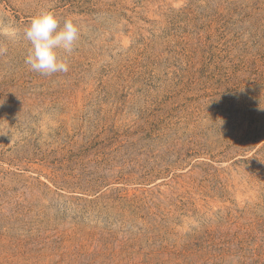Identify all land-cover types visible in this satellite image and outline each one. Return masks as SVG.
<instances>
[{
  "label": "rangeland",
  "instance_id": "obj_1",
  "mask_svg": "<svg viewBox=\"0 0 264 264\" xmlns=\"http://www.w3.org/2000/svg\"><path fill=\"white\" fill-rule=\"evenodd\" d=\"M0 264H264V0H0Z\"/></svg>",
  "mask_w": 264,
  "mask_h": 264
},
{
  "label": "clouds",
  "instance_id": "obj_2",
  "mask_svg": "<svg viewBox=\"0 0 264 264\" xmlns=\"http://www.w3.org/2000/svg\"><path fill=\"white\" fill-rule=\"evenodd\" d=\"M80 33L79 25L70 18H66L61 27L53 11L37 13L22 31V38L30 44L25 64L30 70L45 76L66 73L69 64L61 52L70 56L77 46Z\"/></svg>",
  "mask_w": 264,
  "mask_h": 264
}]
</instances>
